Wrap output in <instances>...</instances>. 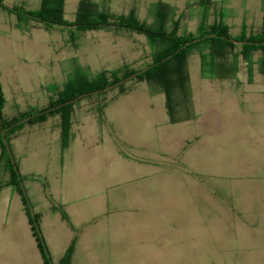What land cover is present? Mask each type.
I'll return each instance as SVG.
<instances>
[{
	"label": "rangeland",
	"instance_id": "obj_1",
	"mask_svg": "<svg viewBox=\"0 0 264 264\" xmlns=\"http://www.w3.org/2000/svg\"><path fill=\"white\" fill-rule=\"evenodd\" d=\"M47 1L56 5L60 0ZM61 1L65 6L58 18L75 23L87 0ZM88 1L96 14L136 13L150 25L158 23L157 5L163 2L171 6L165 11L169 17L183 18L181 33L195 31L201 16L199 0ZM215 1L210 22L215 10L223 9L233 35L244 27L248 34L264 30V0ZM30 37L24 53L3 45L2 114L39 109L54 88L57 93L93 90L104 72L125 65L139 70L154 53L145 36L119 27L82 32L57 26L50 32L32 30ZM189 76L191 119L178 124L169 121L166 96L138 81L126 82V95L109 90L99 100L111 105L104 123L91 112L98 101L83 98L76 107H81L79 124L69 154L80 142L93 149L84 159L95 171L87 168V179L96 167L105 175L111 170L102 186L82 194L89 202L93 197L106 202L103 226L85 240L89 264H264V74L256 66L251 78L241 73L207 80L196 55L189 61ZM175 116H186L185 110ZM121 165L131 170L115 172ZM117 210L131 218L124 233L111 227ZM1 223L0 217L4 264L8 234Z\"/></svg>",
	"mask_w": 264,
	"mask_h": 264
},
{
	"label": "trees",
	"instance_id": "obj_2",
	"mask_svg": "<svg viewBox=\"0 0 264 264\" xmlns=\"http://www.w3.org/2000/svg\"><path fill=\"white\" fill-rule=\"evenodd\" d=\"M216 4L215 0H199L198 5L201 16L197 29L195 31H184L181 33L183 18H180L181 15H177V13H173V17H169L165 11L167 10L169 13L171 6L163 2H159L157 5L159 9L158 13H156L158 23L156 25H150L140 20L136 13L114 15L111 12H102L96 14L94 12V6L88 0L81 2L75 23H67L61 20V17L58 18L65 6L61 0L56 5H52L49 1L45 0L42 8L38 12H29L22 7L11 6L3 0H0V7L4 10L10 13H18L27 19L38 21L47 30L51 27L60 26L72 31L76 29L86 32L119 27L125 32L145 36L154 50L152 62L148 63L144 68L133 70V68L125 65L118 71L112 73L104 72L102 77H100L102 79H99L92 85L93 90H90V88H81L78 90L63 91L60 92L59 99L56 102H52L45 109H36L21 113L18 117L10 121L3 118V128L8 129L6 133L7 140L10 141V137L25 124H38L44 122L50 115H60L62 117L64 147H67L69 144V135L73 127L76 107L81 100L69 105L64 104L84 94L104 90L145 68H149V70L129 82L138 81L147 83L156 91H159V93L164 94L166 96L167 113L172 124L191 119V115L189 114V111L193 107L189 76V61L191 57L197 55L200 58L201 77L207 80L230 79L238 77L241 73L251 78L256 71V66H258V71L264 74V44L248 45L241 43L242 41L264 43V30L257 34H248L247 28L244 27L240 35H233L231 32L232 28L226 21L227 13L223 9L220 11L216 9V16L214 15L213 22H210L212 12L215 9L214 7H217ZM211 35L217 36L209 37ZM199 39L202 40L195 42V40ZM188 43L191 44L187 46ZM255 56H259L258 60L255 59ZM128 83H124L112 89V91L119 90L120 96L125 95L129 92L126 88ZM106 93L89 95L85 98L99 102ZM1 97L0 92V107L2 108L3 100ZM179 101H182L183 106ZM108 104V102L102 104L99 102L93 110L102 120H104L103 114ZM54 107H56L55 110L42 115L40 114ZM180 110H185L186 116H175L176 112L179 113ZM31 116L34 117L27 123L17 125L20 121ZM1 131L0 126V172L3 171L8 175L7 183L1 185V187H12L21 196L24 210L29 218L32 234L43 257L44 264H52L53 261L49 256L46 244L41 240L31 216L29 204L5 147ZM21 179L24 182L22 176ZM56 210L62 214L64 220L70 223V219L63 207H58ZM36 218L39 222L38 215H36ZM74 248L75 245L72 244L59 264H72Z\"/></svg>",
	"mask_w": 264,
	"mask_h": 264
},
{
	"label": "crops",
	"instance_id": "obj_3",
	"mask_svg": "<svg viewBox=\"0 0 264 264\" xmlns=\"http://www.w3.org/2000/svg\"><path fill=\"white\" fill-rule=\"evenodd\" d=\"M3 1L8 5L23 7L31 12L41 9L45 0ZM0 27V54L3 45H7L6 43L12 45L13 48L14 46L17 47L24 53L25 44L30 43L32 30L38 29L50 32L54 29V27H51L47 30L40 22L22 17L18 13H10L2 7H0ZM10 33L13 38H10ZM46 88L42 87V90L46 91ZM53 90V94L51 95L49 91L45 100L39 106H36L37 108L45 109L52 102L59 99L58 94L61 91L57 93L56 88ZM110 106L109 103L106 109ZM80 109L81 107H78L75 111L67 147H64L62 117L60 115H50L44 122L38 124H25L28 121L21 123L25 125L13 134L9 141L14 158L21 171V176L24 178V183H26L30 203L35 215L39 216L44 242L54 264L61 262L72 244L75 245L72 264H89L85 240L87 237L93 236L99 226H103L101 222L105 218L104 207L106 202L104 198L93 197L91 198L92 201L89 202L87 196L83 197L82 194L86 192V188L102 186L106 180L111 178L108 175L111 170H108V174L105 175L103 169L96 167L97 173L87 179L84 172L87 168L92 169V167L84 165V159L88 157L93 149L80 142L74 154H69L73 146L72 143L76 139L74 130L79 124L78 114ZM48 112L51 111L48 110ZM91 112L100 119L96 113ZM21 113L26 112L9 113L8 111L7 114L2 115L4 119L10 121ZM103 119L105 120L104 117ZM130 168V166L121 165L115 172L130 171ZM120 179H122L121 174L118 180ZM7 181L8 175L1 171L0 193H7L6 197L0 198V217L4 222L1 224L5 225L6 235L8 234V247L6 248L4 264H44L43 257L32 234L21 196L12 187H1ZM120 203L123 204V201ZM58 207H63L70 223L64 220L62 214L56 210ZM127 213L128 211L117 210L111 227L121 230V233L128 229V224L131 227V218ZM262 233L261 235L264 236V231Z\"/></svg>",
	"mask_w": 264,
	"mask_h": 264
},
{
	"label": "water",
	"instance_id": "obj_4",
	"mask_svg": "<svg viewBox=\"0 0 264 264\" xmlns=\"http://www.w3.org/2000/svg\"><path fill=\"white\" fill-rule=\"evenodd\" d=\"M216 36H217V35H211V36H209V37H216ZM223 38H224V37H223ZM201 40H202V39L195 40V42H199V41H201ZM231 41H235V40H231ZM241 43H242V44H248V45H252V44H256V45H258V44H262V45H263V44H264V43H255V42H251V41H242ZM190 44H191V43H188L187 46L190 45ZM148 70H149V68H145V69L139 71L138 73H136V74H134V75L128 77L127 79H124V80H122V81H120V82H118V83H116V84H114V85H112V86H110V87L104 89V90L96 91V92H92V93H88V94H84V95H82V96H80V97H78V98H76V99H74V100H72V101H70V102L65 103L64 105H69V104L75 103V102H77V101H79V100H81V99H83V98H85V97H87V96H89V95H96V94H101V93H103V92H108L109 90H112V89H114V88H116V87H118V86H120V85H122V84H124V83H126V82H129L130 80L136 78L137 76L143 74L144 72H146V71H148ZM55 109H56V107L49 109V111H53V110H55ZM46 112H48V111H44V112H42V113H40V114L42 115V114H44V113H46ZM37 115H39V114H37ZM37 115H35V116H37ZM33 117H34V116L28 117V118H26V119L20 121L18 124H21V123L27 122V121L31 120ZM0 126H1V129H2V131H1V135L3 136V140H4L5 147H6V149H7V152H8V154H9V157H10V159H11V162H12V164H13V166H14V170H15V172L17 173V175H18V177H19V180H20V183H21V187H22L23 193H24V195H25V197H26V199H27V202H28V204H29V209H30L31 216H32V218H33V220H34V223H35L36 229H37V231H38V233H39V235H40L41 240L44 241V239H43V235H42V232H41V229H40V224H39V222H38V220H37V218H36V215H35L34 209H33L32 205H31V203H30V200H29V197H28V194H27L26 188H25V186H24V182H23L22 179H21V174H20L19 168H18V166H17L16 160H15V158H14V155H13V152H12V149H11V146H10V143H9V141H8L7 138H6V133H7L8 129H4V128H3V117H2L1 107H0ZM49 256H50V255H49ZM52 264H53V263H52Z\"/></svg>",
	"mask_w": 264,
	"mask_h": 264
}]
</instances>
